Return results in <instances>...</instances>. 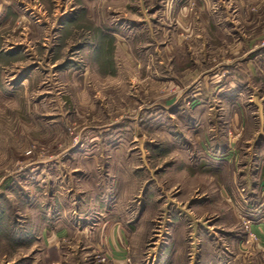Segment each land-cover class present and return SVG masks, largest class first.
Masks as SVG:
<instances>
[{
	"label": "rangeland",
	"instance_id": "374dc122",
	"mask_svg": "<svg viewBox=\"0 0 264 264\" xmlns=\"http://www.w3.org/2000/svg\"><path fill=\"white\" fill-rule=\"evenodd\" d=\"M181 166L256 210L223 202L227 227ZM262 179L264 0H0V264H157L175 221L192 264L201 235L264 264ZM151 207L139 252L97 244Z\"/></svg>",
	"mask_w": 264,
	"mask_h": 264
},
{
	"label": "crops",
	"instance_id": "0c3cea01",
	"mask_svg": "<svg viewBox=\"0 0 264 264\" xmlns=\"http://www.w3.org/2000/svg\"><path fill=\"white\" fill-rule=\"evenodd\" d=\"M109 155L111 157V154ZM112 156L116 157L115 154H112ZM226 167L227 166H225L224 168ZM258 173L259 172L257 171V174ZM228 174H230V172H228ZM208 176H207V179L206 177L202 178L204 182V184H202L200 182L201 177L197 176L196 173L189 172L188 174L187 168L182 167V166L179 169H177L176 174H175V183H178L180 185V188L183 189V193L180 196V198L183 200H188L191 194L189 192L190 190H193L198 185L203 186V188H201L203 190V194L201 196L205 197L207 194L208 197L210 196V197L215 198V201L211 202L206 208L208 209L210 207L209 209L212 210L213 214L214 213L220 214L223 212L226 215V217L222 221L227 227H230L232 225L231 223L234 222V219H231L230 214H228V211L224 209L227 207H225L226 205L222 204L223 202L224 204H227V206L231 208L232 211L233 210L235 211L237 209L236 203H239L240 204L239 206L244 208V210L245 209L248 211L256 210L257 204H255V202L248 201V197H252L254 196V194H249L248 192L245 191V195H242L243 196L242 199L241 198L239 199V197H237V194L235 192L236 181H233V179L231 178L232 176L231 177L229 176L230 179L227 178V180H225L224 178L223 180L219 181V183H216L210 180ZM261 181L264 182L263 179ZM214 193L216 195H213ZM146 200L148 201V205H149L151 201L153 200L152 194H150V196H148ZM206 208L200 207L196 202L195 204H193V206L190 207L188 212L191 211V215H193V219L191 221L192 223L190 222L191 223L190 226L199 225L200 227H202V225L199 222L202 217V213H205V211L207 210ZM152 211H153V208L149 210V212L146 211V216H147V218L145 219V222L147 221L146 223L145 222L142 224H140V222L135 223L136 226H134L133 224L129 226L128 225L124 226L119 221L110 222L109 224H105L100 231V234H101L100 242H97V244L99 246L101 245L100 247H102L104 250L114 255V257L119 260L122 259L121 257L122 251H124L123 244H125L126 242L129 243V246L133 251L139 252L141 250L140 248L144 242L145 237L147 236V234L151 233L150 227H149L150 221L152 222L153 215L155 214ZM183 213L184 215H187L186 211H184ZM175 226L176 228L173 229ZM182 227L183 226L176 224V221L168 225L167 232L170 235V237L167 239V241L162 246V249H163L162 256L164 255L166 251H168V253L167 255H165V258L160 256L157 264L158 263L162 264L160 263L162 261H165L166 264H192L191 263L192 258L191 259L188 258V245H191V243L193 242V239L191 238L192 240H187L189 237H192V236H188L187 231L185 230V228H182ZM189 234H192L191 230ZM201 239H203L202 235L201 237H198L196 239L198 242L197 244L199 245L198 247H200L199 250L201 252L198 256V259H196L193 263L194 264H222L221 257L218 255V249H217L218 245L213 244V240H210L208 238L203 239V240ZM224 258L226 259V257Z\"/></svg>",
	"mask_w": 264,
	"mask_h": 264
}]
</instances>
